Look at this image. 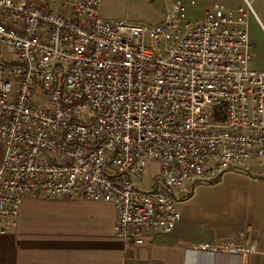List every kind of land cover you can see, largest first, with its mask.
I'll return each instance as SVG.
<instances>
[{
  "label": "built area",
  "instance_id": "1",
  "mask_svg": "<svg viewBox=\"0 0 264 264\" xmlns=\"http://www.w3.org/2000/svg\"><path fill=\"white\" fill-rule=\"evenodd\" d=\"M191 6L167 4L148 26L101 19L99 0H0V234L25 196L64 195L112 204L115 235L143 246L174 230L196 184L264 167V71L245 12L190 20ZM150 161L160 171L145 188ZM200 250L208 264L257 253L240 235Z\"/></svg>",
  "mask_w": 264,
  "mask_h": 264
},
{
  "label": "crops",
  "instance_id": "2",
  "mask_svg": "<svg viewBox=\"0 0 264 264\" xmlns=\"http://www.w3.org/2000/svg\"><path fill=\"white\" fill-rule=\"evenodd\" d=\"M177 207L171 233L148 234L145 245L131 247L115 235L112 204L27 195L16 227L0 234V264H208L200 249L237 235L257 251L242 264H264V167L200 182ZM235 261L226 255L217 264Z\"/></svg>",
  "mask_w": 264,
  "mask_h": 264
},
{
  "label": "rangeland",
  "instance_id": "3",
  "mask_svg": "<svg viewBox=\"0 0 264 264\" xmlns=\"http://www.w3.org/2000/svg\"><path fill=\"white\" fill-rule=\"evenodd\" d=\"M50 10L59 11L63 4H71L80 0H34ZM99 16L106 21H125L134 24L155 26L161 23L166 14V5L180 2L192 3L186 9L190 20H198L205 10L219 6L225 11H236L241 8L245 12V41L249 46L251 67L256 71H264V0H99ZM5 60L14 61L16 57L6 48H2ZM2 146L0 145V157ZM149 168L140 177L143 187H152V180L159 176L158 161L148 162Z\"/></svg>",
  "mask_w": 264,
  "mask_h": 264
},
{
  "label": "trees",
  "instance_id": "4",
  "mask_svg": "<svg viewBox=\"0 0 264 264\" xmlns=\"http://www.w3.org/2000/svg\"><path fill=\"white\" fill-rule=\"evenodd\" d=\"M218 179H219V176L215 177L210 183L214 184L218 181Z\"/></svg>",
  "mask_w": 264,
  "mask_h": 264
}]
</instances>
